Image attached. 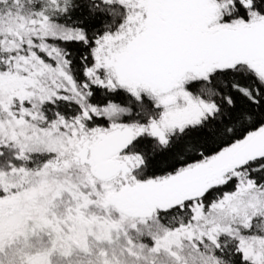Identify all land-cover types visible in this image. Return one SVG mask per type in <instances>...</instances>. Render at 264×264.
<instances>
[{"label":"snow or ice","instance_id":"6c2138e0","mask_svg":"<svg viewBox=\"0 0 264 264\" xmlns=\"http://www.w3.org/2000/svg\"><path fill=\"white\" fill-rule=\"evenodd\" d=\"M0 264H264V0H0Z\"/></svg>","mask_w":264,"mask_h":264}]
</instances>
